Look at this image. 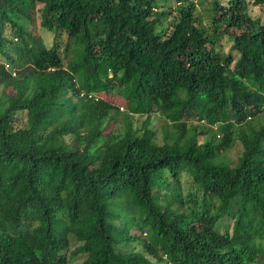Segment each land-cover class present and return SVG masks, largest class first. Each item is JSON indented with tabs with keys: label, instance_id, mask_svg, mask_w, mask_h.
<instances>
[{
	"label": "trees",
	"instance_id": "1",
	"mask_svg": "<svg viewBox=\"0 0 264 264\" xmlns=\"http://www.w3.org/2000/svg\"><path fill=\"white\" fill-rule=\"evenodd\" d=\"M159 1L0 0V264H264V22L249 0L214 1L206 32L192 0ZM36 4L61 53L23 27ZM111 91L140 127L102 135L119 112L94 94Z\"/></svg>",
	"mask_w": 264,
	"mask_h": 264
},
{
	"label": "rangeland",
	"instance_id": "2",
	"mask_svg": "<svg viewBox=\"0 0 264 264\" xmlns=\"http://www.w3.org/2000/svg\"><path fill=\"white\" fill-rule=\"evenodd\" d=\"M195 4L194 9V16L197 19V25L201 28H203L206 32L210 31L211 27V19L213 16V13L211 11V5L214 1H217L221 5H226L229 0H192ZM159 6H163V8L168 7H174L175 3L173 0H167V2L159 1ZM41 6L39 4H36L35 9L31 12H29V19L26 21H22L23 27L30 32L33 36H35L39 42H42V44L45 47H49L56 43L58 45V51L61 53L63 50V42H65V35L63 33L58 34L56 37L53 32L46 31L43 28H40L39 26V9ZM247 12L248 15L251 17V19L258 20L260 23L264 22V5L259 6H253L252 0H249L248 6H247ZM9 36H15V35H9ZM230 38L228 37H222L218 40V42L215 44V50L221 52L222 54H227L230 46ZM233 56L234 53H232ZM3 61V58L0 57V62ZM9 70V69H8ZM3 94L0 96V103L5 100L6 95L11 93V90L8 88H5L3 90ZM96 98H100V100L107 102L111 106L115 107L118 110V114L113 113L114 121L108 122L103 131L102 135H107L110 132H114L117 130H121L124 127V122H130L132 127L138 128L141 126L144 116H137V115H128L125 110V101L121 99L119 96H117L114 92H107V93H96L94 94ZM128 118H125L127 117ZM183 123L186 126V130H188L191 126L197 125V131H200L205 126L203 122H199L198 124L195 123L194 119H190L187 121H183ZM23 124V120L20 119L19 122H17V126H21ZM147 128L149 130L153 131V139L157 144H162L163 142H169L170 138L174 135V127L173 125H170V123L161 115L158 113L150 115ZM204 138V135L199 136L198 140L202 141ZM65 141L68 143L70 140L68 137L65 138ZM242 147L240 143L235 140L231 147L227 149L224 153L220 155V160H227L230 164H234L237 158L239 157L241 153ZM171 181V180H170ZM180 187L182 190V195L186 192V190L190 189V180L185 177L184 174H181L180 179ZM168 194V193H165ZM230 226H231V220L229 217H224L220 223H219V230L221 232H228L230 233ZM129 234L132 236L137 237L138 239L145 240L146 239V232L143 230H139L137 228H132L129 231ZM69 246L70 249H74L75 247V241L72 237L69 238ZM140 242H132L129 246L123 247L121 246L120 249L122 251H129L131 249L135 251H140ZM83 257L82 256H74L71 259H69L68 264H79L81 263Z\"/></svg>",
	"mask_w": 264,
	"mask_h": 264
},
{
	"label": "clouds",
	"instance_id": "3",
	"mask_svg": "<svg viewBox=\"0 0 264 264\" xmlns=\"http://www.w3.org/2000/svg\"><path fill=\"white\" fill-rule=\"evenodd\" d=\"M5 67H6V69H7V66L5 65ZM125 110H126V108H125ZM127 112V111H126ZM127 114H129V113H127ZM129 115H134V114H129ZM138 116V115H137Z\"/></svg>",
	"mask_w": 264,
	"mask_h": 264
}]
</instances>
